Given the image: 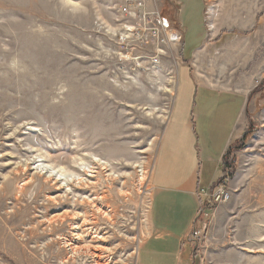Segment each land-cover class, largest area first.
<instances>
[{
	"label": "rangeland",
	"instance_id": "obj_1",
	"mask_svg": "<svg viewBox=\"0 0 264 264\" xmlns=\"http://www.w3.org/2000/svg\"><path fill=\"white\" fill-rule=\"evenodd\" d=\"M170 2L0 0V264H136L152 172L200 46L206 70L190 75L224 88L199 86L196 100L223 103L213 115L224 116L196 140L197 234L181 264H264V0H201L183 34ZM217 185L214 205L204 194Z\"/></svg>",
	"mask_w": 264,
	"mask_h": 264
},
{
	"label": "crops",
	"instance_id": "obj_2",
	"mask_svg": "<svg viewBox=\"0 0 264 264\" xmlns=\"http://www.w3.org/2000/svg\"><path fill=\"white\" fill-rule=\"evenodd\" d=\"M168 4H172L175 11L173 17H168V20L172 23L174 30L182 34L184 26L180 20L184 18L183 15L196 14L198 11L200 14L203 11L201 0H197V5L193 4L190 9L186 8L183 0H172V3ZM200 47L194 48L191 53L193 64L190 66L193 69L192 72L187 69L183 76V88L177 101V108L169 120L161 142L159 157L152 172L153 195L149 210L148 235L139 247L136 264H181L182 247L185 245V240L189 241V235L194 229L193 223L199 207L196 193L201 186L199 175L202 177V162L205 163L197 155L196 140L199 134L203 138L211 137L213 134L211 132L215 133L214 129L219 130L218 120L224 116L219 113L213 115L215 107H222L223 103H215L213 100H196L199 86L206 91L224 88L217 86L214 81L199 84L195 75H190L189 72L195 73L198 77L206 70L207 56L205 52L200 51ZM220 62L223 61H218L217 68L215 66L212 73H221L218 67ZM225 66L229 68L228 64ZM224 76L227 75L224 74ZM203 78L206 79V77ZM226 80L229 81V78L227 77ZM225 81L223 83L232 84L230 81ZM242 106L243 102H240L239 113ZM195 110H197L196 114H194ZM196 127L200 129L196 130ZM229 145L230 141L224 140L213 159L221 162ZM210 183L213 184L212 181L209 182L208 187L211 186Z\"/></svg>",
	"mask_w": 264,
	"mask_h": 264
},
{
	"label": "built area",
	"instance_id": "obj_3",
	"mask_svg": "<svg viewBox=\"0 0 264 264\" xmlns=\"http://www.w3.org/2000/svg\"><path fill=\"white\" fill-rule=\"evenodd\" d=\"M126 2H130V0H126ZM129 13V11L127 12V9L123 10V13ZM134 16V14H133ZM156 24L158 25L156 28H159L160 30L164 29L167 30L170 27V24L168 23V20L164 17H157L156 20ZM162 28V29H161ZM176 34L172 33L170 35L171 37V41L172 42H179L181 40L180 35L178 34V32L175 31ZM178 34V35H177ZM207 197V200L210 201L212 204L216 205L217 204V200L221 199L224 195L223 189L220 188L218 185L214 188H212L211 190H209L207 193L204 194ZM227 195V194H226ZM224 196L225 200H228L229 195ZM197 234V228L194 227V229L191 231V235H189L188 240L192 237V236H196Z\"/></svg>",
	"mask_w": 264,
	"mask_h": 264
},
{
	"label": "bare ground",
	"instance_id": "obj_4",
	"mask_svg": "<svg viewBox=\"0 0 264 264\" xmlns=\"http://www.w3.org/2000/svg\"><path fill=\"white\" fill-rule=\"evenodd\" d=\"M211 29H212V31L214 30V27L213 26H211ZM35 75V74H34ZM227 81V80H226ZM103 169V168H102ZM74 182V181H73ZM104 197V196H103ZM102 197V198H103ZM94 219V218H93ZM84 220V219H83ZM85 222V221H84ZM97 222V221H96ZM85 223H87V222H85ZM82 224V223H81ZM79 229V228H78ZM86 229V228H85ZM84 229V230H85ZM91 229V228H90ZM93 229V228H92ZM83 230V231H84ZM83 234V233H82ZM88 234V233H87ZM97 235V234H96ZM77 236V235H76ZM80 235H78V237H79ZM79 239V238H78ZM66 243V242H65ZM69 244V243H68ZM77 244L75 243V246H76ZM99 245V244H98ZM81 246H83V245H81ZM77 247V246H76ZM85 248H86V246H84ZM71 248V247H70ZM75 250H76V248H74ZM77 249H79L78 247H77ZM80 250V249H79ZM98 250V249H97ZM70 252V251H69ZM94 251H91V255H92V257L96 260V262L95 263H97V261L99 260V256L102 254V253H100V255L98 256V255H95L94 253H93ZM76 253V252H75ZM89 253V252H88ZM73 255V254H72ZM90 255V256H91ZM83 256V255H82ZM102 256V255H101ZM104 257V256H103ZM89 259H90V257H89ZM107 260V259H106ZM121 260V259H120ZM94 261V260H93ZM104 261V260H103ZM107 262V261H106ZM102 263V262H101Z\"/></svg>",
	"mask_w": 264,
	"mask_h": 264
},
{
	"label": "trees",
	"instance_id": "obj_5",
	"mask_svg": "<svg viewBox=\"0 0 264 264\" xmlns=\"http://www.w3.org/2000/svg\"><path fill=\"white\" fill-rule=\"evenodd\" d=\"M228 167H224V169L226 170Z\"/></svg>",
	"mask_w": 264,
	"mask_h": 264
}]
</instances>
